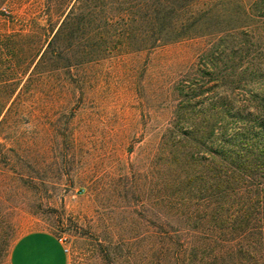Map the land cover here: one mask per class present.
I'll use <instances>...</instances> for the list:
<instances>
[{"label":"rangeland","instance_id":"obj_1","mask_svg":"<svg viewBox=\"0 0 264 264\" xmlns=\"http://www.w3.org/2000/svg\"><path fill=\"white\" fill-rule=\"evenodd\" d=\"M80 1L3 0L17 49L0 55V264L31 230L56 234L67 264H264V155L243 186L217 183L216 157L221 127L237 157L264 140V0H169L184 33L154 46L134 0H87L96 30L64 27L39 63Z\"/></svg>","mask_w":264,"mask_h":264},{"label":"trees","instance_id":"obj_2","mask_svg":"<svg viewBox=\"0 0 264 264\" xmlns=\"http://www.w3.org/2000/svg\"><path fill=\"white\" fill-rule=\"evenodd\" d=\"M90 1L91 0H88V2ZM88 2L87 0H81L80 4L75 5L74 3L70 7L68 13L66 14L65 18L63 19L60 26L55 32H53V29L45 30L43 37L44 39L42 40L36 52V57L39 55V63L43 62L44 59L47 57L50 58L51 56H57V54H61V52L64 51H58V49H62L59 48L60 45L58 44V39L64 27H69L71 25L77 26L83 22L82 17L88 16L87 24L92 27L91 31L96 30V27L98 25L95 26V22L97 20L100 21L103 17L98 16L97 19L91 18L93 11L90 10ZM3 3V0H0V13L2 11ZM99 5H101L99 6L101 9H103L105 5L108 6L106 1H99ZM93 8H95V6H93ZM181 8L182 6H176L174 2H169V0H134L133 3H130V7H127L125 9L136 14L135 19L138 23L137 29L141 36L144 30L146 32H150V34L147 33L148 36L143 35L141 38H139V40H145L146 38H149L151 45L154 46L157 45V43L160 42L162 39L170 40L173 38H179L181 35H183L182 33L184 32L182 30V25L185 22H182L181 20L178 22V20H175V18H173L177 14H179L178 12L181 11ZM82 11H86V13L83 14ZM114 19L115 18L112 19L113 22L115 21ZM71 32L68 36L69 43L66 46L67 48L64 47L67 51L70 50L71 47H74L75 44H78L79 40L82 38L78 32ZM242 32L246 34L248 38L243 44L240 41H236L237 48L240 49L245 47L244 50L247 49L249 52H251V48H248V46L252 45L251 38L253 37L254 39L257 37V35L254 32L249 33V31L246 30ZM15 35L16 34H13L12 36V34L0 33V55H2L1 58H3V56H6L7 62H12L11 59L16 55L17 38ZM247 43H250V45H248ZM215 52L211 51L210 58H214ZM81 53L82 55L85 54L81 58V60L84 61L87 55V51L85 50ZM257 59L258 57L254 56L253 58H251L250 61L247 60L249 64L255 67L251 71L252 77L257 76V74H260L258 70L259 63L255 62V60ZM226 130L227 128L225 126L221 127V133L219 134L220 144L218 146L219 148L216 151V157L218 162L217 183L219 185L229 186L237 180L239 181L238 184H241L242 186L248 185L250 183L248 180L250 179V176L246 173V166L250 165V162L246 163V161L255 162L258 160V155H264V140H261V146L259 141L243 142L241 145L239 144V149L241 151L246 152L241 153L237 157V152L235 153L236 150H234L235 145L233 144L234 146L232 147L231 142L227 138H225ZM247 131L253 133V129H251V127L250 129L248 128ZM246 153L251 155V157H246Z\"/></svg>","mask_w":264,"mask_h":264},{"label":"crops","instance_id":"obj_3","mask_svg":"<svg viewBox=\"0 0 264 264\" xmlns=\"http://www.w3.org/2000/svg\"><path fill=\"white\" fill-rule=\"evenodd\" d=\"M68 255L61 239L48 230L21 234L11 245L8 264H67Z\"/></svg>","mask_w":264,"mask_h":264}]
</instances>
